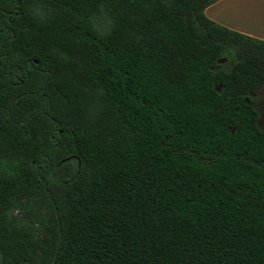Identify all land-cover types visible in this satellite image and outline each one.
I'll list each match as a JSON object with an SVG mask.
<instances>
[{"label": "trees", "instance_id": "1", "mask_svg": "<svg viewBox=\"0 0 264 264\" xmlns=\"http://www.w3.org/2000/svg\"><path fill=\"white\" fill-rule=\"evenodd\" d=\"M218 1L0 0V264H264V41Z\"/></svg>", "mask_w": 264, "mask_h": 264}, {"label": "crops", "instance_id": "2", "mask_svg": "<svg viewBox=\"0 0 264 264\" xmlns=\"http://www.w3.org/2000/svg\"><path fill=\"white\" fill-rule=\"evenodd\" d=\"M205 13L222 26L264 41V0H219Z\"/></svg>", "mask_w": 264, "mask_h": 264}, {"label": "flooded vegetation", "instance_id": "3", "mask_svg": "<svg viewBox=\"0 0 264 264\" xmlns=\"http://www.w3.org/2000/svg\"><path fill=\"white\" fill-rule=\"evenodd\" d=\"M249 98L255 101V108L260 113L258 125L260 130L264 131V85L257 92L251 93L247 99ZM252 156L255 163H258L259 165L264 164V152H255L252 153Z\"/></svg>", "mask_w": 264, "mask_h": 264}]
</instances>
